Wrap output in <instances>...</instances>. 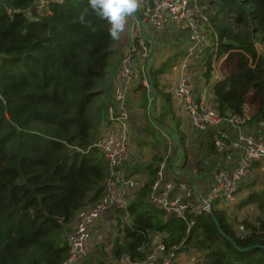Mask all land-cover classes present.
<instances>
[{"label":"trees","instance_id":"16d2710c","mask_svg":"<svg viewBox=\"0 0 264 264\" xmlns=\"http://www.w3.org/2000/svg\"><path fill=\"white\" fill-rule=\"evenodd\" d=\"M210 1L217 44L214 49L212 32L206 35L189 73L209 79L213 55L219 60L226 54L209 104L223 117L244 115L249 104L253 120L264 118V54L255 46L264 50V0ZM109 28L88 0H0V264H61L68 254L64 233L78 211L104 193L108 168L93 144L107 122L111 75L119 74L126 53L121 33L112 39ZM152 37L153 54L158 35ZM149 60L146 72L153 88L148 91L139 81L133 90L154 89L173 112L178 103L173 83L161 87L160 62ZM175 63L174 58L171 67ZM148 106L145 95L141 108L153 118ZM173 136L180 145L187 141L180 129ZM159 151L151 146L149 160L130 165L131 158L125 164L128 174L143 177L126 210L110 212L115 234L94 244L103 257L90 263L128 264L121 262L127 256L129 264H138L151 251L154 234L164 233L167 248L180 244L179 252L202 253L193 264H264V186L236 203L239 208L255 205L253 218L237 221L213 205L211 212L190 213L188 228L148 202L158 164L164 160L170 170L167 146ZM142 165L145 172L137 170ZM237 222L245 233L237 232Z\"/></svg>","mask_w":264,"mask_h":264},{"label":"built area","instance_id":"2783aa9c","mask_svg":"<svg viewBox=\"0 0 264 264\" xmlns=\"http://www.w3.org/2000/svg\"><path fill=\"white\" fill-rule=\"evenodd\" d=\"M140 9V21L150 26L158 37L172 32L185 35V54L174 67L172 93L191 128L210 133L213 156L217 161L204 193L197 191L192 184H182L180 173L171 166L168 170L167 163L161 161L150 186L148 202L163 210L166 216L184 220L188 228L193 224L190 213L211 212L213 205L230 215L229 208L238 202L240 187L253 176L255 164L264 168V118L253 120L245 114L219 116L203 95L195 92L188 67L198 55L202 43L207 41L206 31L212 32L214 49L217 44L210 20L215 11L210 0H141ZM140 21L135 17L131 44L118 74L119 83L113 88V98L107 107V122L93 144L102 153L108 168L104 193L98 202L80 209L74 224L64 233L68 254L61 264L83 261L94 244L104 240L101 228L105 223L104 215L116 208L126 210L129 197L139 184L137 176L127 173L125 164L132 158L130 121L135 101H130L131 87L139 80L150 91L143 67L150 41L141 33ZM225 56L218 60L213 55L210 65L212 80L222 77L220 64ZM138 64H142L140 76ZM237 232L245 233L241 223L237 224ZM163 236L164 233L154 234L151 251L138 264H180L183 252L177 250L181 245L167 248ZM109 260L113 261L111 257ZM121 262L131 263L127 256Z\"/></svg>","mask_w":264,"mask_h":264},{"label":"crops","instance_id":"0c3cea01","mask_svg":"<svg viewBox=\"0 0 264 264\" xmlns=\"http://www.w3.org/2000/svg\"><path fill=\"white\" fill-rule=\"evenodd\" d=\"M130 20L132 22V25L129 29V33H126L124 31L121 32V38H122V43H123L121 45V50L123 51V53L127 52V50L129 49V46L131 44V30H132V27L135 23V15L131 16ZM147 32L151 37H152V35H154L153 29H151L149 26H148ZM166 35H168V34H166ZM169 35L171 38V40H170L171 45L173 47L171 50L166 49L165 56L169 57V56H171V54H173V55L177 54L178 55L177 57L179 58L185 54V48H186L185 35L180 34L178 32H172ZM158 49L160 52L161 51L160 47H158ZM256 49L258 52L264 54V50H263L261 44L256 43ZM179 55H181V56H179ZM222 62H223V60H222ZM222 62L220 64V68H221V73L223 75ZM191 65H193V64H191ZM137 68H141V70H142V64H138ZM195 68H197V67L195 66L194 69ZM111 78H112V87L110 90L109 104L113 98L114 85L119 83L118 70L112 73ZM191 78L195 84V92L197 94L201 93V95H203V98L207 102H209L210 98L212 97L211 86H212V83L214 82V80H212L211 77H209V79L205 80V78H203V76L197 72H193V75L191 76ZM171 81H172L171 83L174 82L173 76H172ZM172 86H173V84H172ZM172 86H171V88H172ZM133 89H134V86L131 87V94L132 95L130 96V98H131L130 101H132V99L135 101V110L132 112L131 121H130V141H129V144H130V152H131L132 162H133L130 165L136 164L137 162L141 163L142 161L145 162L146 160H149V157H150L149 152H150L151 146H155L156 148H158V146H159L158 142L153 145V144H151V142L149 140V135H148L149 132L145 131V129H144L146 122L148 123L146 110L145 111L142 110L141 101H140V99H138L140 89L137 91H134ZM144 91H146V90H144ZM146 96H148V98H149V106H148L149 111L148 112L152 113L153 110L158 111L160 109V106H161L163 100H161L160 97H156V100L154 101V103L150 107V102L153 98V93L147 92ZM173 110L181 117V119L183 121V122H181V128H184V130H186L185 131L186 133L187 132L188 133H190V132L194 133L193 135L195 137L196 136H205V140L208 141V144L211 147V151L207 152L209 157H210V160H211V166H208V168H207L206 163H205L204 165L201 164L200 168L205 167L202 169H196L195 165H193L191 167H187V166H189L188 160H184V162H181V160L177 157V151L178 150H174V152H172L173 146H170V144L167 147V152H166L165 157L167 158V156L168 155L170 156V154H171L169 165L171 167H173V169L177 170L180 173V177H181L180 182L182 184H184V183L192 184V186L195 187L197 191H199L200 193H204L208 189V185L210 184L209 181H210V178L212 175L213 168L216 166V163H217L215 157L213 156L214 149H213V146H212L211 141H210V136L209 137L206 136V134L208 132H198V131H195L191 128V126L188 123L187 118H185V116L182 114L178 103H174ZM180 113L182 115H180ZM159 114L160 113L158 112L157 116H159ZM244 114L248 116V114L246 112ZM154 116H155V114H154ZM249 117H251V116H249ZM181 128H180V130H181ZM173 135H175V132H172V140H173V143L175 144L174 147H176V145L178 147L181 146L178 139H176ZM167 140H168L167 142L169 143L170 139L168 138ZM187 140H188V138H187ZM163 147H164V145H162V148H160V150H163ZM204 151L205 150L202 151L203 154L205 153ZM162 152L164 153V151H162ZM202 159H204V158H202ZM224 164H225V162H224ZM255 165H256V167H255L253 175L262 174L261 171H264V168H261L260 166H258L257 163ZM176 166H178V168ZM187 173H189V174H187ZM133 176H137L136 178L139 180V182H141V178L143 177V174L137 173V175H133ZM251 180H252V177L250 178L248 183H246L245 185L240 187V191L238 193L239 200L241 198V195H243L245 193L246 186L251 182ZM232 212H233V210H232ZM113 217L114 216L110 212L106 213L103 217V221L105 223L102 225L101 228H102V231H103L104 236H105L104 240H103L104 242H108L109 239L111 241L112 236H114V234H115L114 233L115 228H114ZM199 255H200V252H190V253L183 252V254L180 255V264H193L194 261L196 260V257ZM82 263H83V261H80L76 264H82Z\"/></svg>","mask_w":264,"mask_h":264},{"label":"rangeland","instance_id":"374dc122","mask_svg":"<svg viewBox=\"0 0 264 264\" xmlns=\"http://www.w3.org/2000/svg\"><path fill=\"white\" fill-rule=\"evenodd\" d=\"M207 1V0H205ZM214 9V8H213ZM137 12H141V9L139 7ZM134 16V15H133ZM131 17H128L126 19V23L124 26L123 31L126 33H129V29L132 25L131 22ZM126 27V28H125ZM144 27L146 30H148V25L144 24ZM150 27V26H149ZM151 28V27H150ZM152 29V28H151ZM128 31V32H127ZM207 36H210V32L207 31ZM157 39V43H158V47H160L161 51L159 53V55H161L160 57L157 56L158 50L159 49H155L154 53L152 54V56L150 57L149 60V64L154 63L155 61L160 62V67L163 69L162 73L158 74V81L160 82V86L163 88L168 89L171 86V76L170 74L173 73L174 71V66L176 64H178V60L177 57L175 56L174 58L176 59V63L174 66L171 67V63L172 60L174 58L166 57V49H172V45H171V38L170 35H166V34H162L161 36H159ZM138 73L139 68H137ZM149 74V72H148ZM137 82H139V80H137ZM145 95H147V92L144 91L143 88H140V93H139V98L140 101L145 97ZM246 107V113L248 114V116L252 115L251 114V110L252 107L249 104L245 105ZM155 116L149 117L147 116V121L145 127L148 129L149 132V140L151 142V144H156L157 142L159 143L158 149L162 148V145L164 146H173L172 148V152H174V150H178L177 151V157L181 160V162H184V160H188L189 162V166L187 167H191L193 165L196 166V169H202L205 167H201V164H205L206 163V167L208 168V166H211V160L210 157L208 155V151H211V147L208 144V141L205 140V136H194V133H186L184 130V128H181L180 125L178 124V114L173 111L168 113L167 112V105L164 104V102H162L160 109L158 111L153 110ZM160 113L159 116H157V113ZM250 112V113H249ZM147 115V112H146ZM149 115V113H148ZM182 119H180L179 123L181 124ZM179 127V128H178ZM181 128V132H183L184 134H186L188 137V140L185 142V144L181 145V146H177L174 147V143L172 140V132H177L178 129ZM172 131V132H171ZM209 132L206 134L207 137H209ZM170 139L169 143L167 142V139ZM205 140V141H204ZM205 150L204 154L202 153V151ZM160 150L159 152L162 153ZM204 158V159H202ZM200 165V166H199ZM135 166L130 167L131 171H133L135 169ZM144 165H142L140 168L138 167L137 170H141L142 168V172L144 170ZM178 168V166H176ZM262 174L259 175H253L252 176V180L251 182L246 186V191L243 195H241L242 199L243 197H245L246 195H248L252 190H259L261 188H263L264 186V171H261ZM238 205L235 204L234 206L232 205L231 208H229V216H231L232 218H237V221L240 220V218H253L254 216H256L258 214V211L256 209L255 205H247L244 206L242 208L237 207ZM234 209V210H233ZM233 210V212H232ZM239 224V222H237ZM119 233V232H118ZM93 250V251H92ZM92 250L89 251V254L87 255L86 258H84L83 263L82 264H91L92 262L94 263L95 260H97L98 258H102L103 254L101 253L100 250V245H96L95 248H93ZM104 251V249H103ZM96 252H98V254L96 255ZM202 255V253H200ZM91 262V263H90Z\"/></svg>","mask_w":264,"mask_h":264},{"label":"clouds","instance_id":"9594fccd","mask_svg":"<svg viewBox=\"0 0 264 264\" xmlns=\"http://www.w3.org/2000/svg\"><path fill=\"white\" fill-rule=\"evenodd\" d=\"M140 4L141 0H88L92 12L110 25L108 32L112 39L119 38L126 19L138 11Z\"/></svg>","mask_w":264,"mask_h":264},{"label":"water","instance_id":"95a60500","mask_svg":"<svg viewBox=\"0 0 264 264\" xmlns=\"http://www.w3.org/2000/svg\"><path fill=\"white\" fill-rule=\"evenodd\" d=\"M135 17L137 18V20L140 21V18H139V15H138L137 12L135 13ZM139 28H140V31H141V33L143 34V36H144L147 40L150 41V50H149L148 56L146 57V60H145V62H144V73L147 75V72H146V64H147V61L149 60V58H150V56H151V54H152V52H153V50H154V48H155V40H154V38H152V37L148 34L147 30L145 29V27H144V25H143V23H142L141 21L139 22ZM149 87H150V88H153V87L151 86V83H149ZM156 97H157V93H156V91L153 89V98H152V100H151V102H150V107H151V105L154 103V101L156 100ZM187 174H189V173H187ZM214 221H215V223L217 224V220L215 219Z\"/></svg>","mask_w":264,"mask_h":264}]
</instances>
